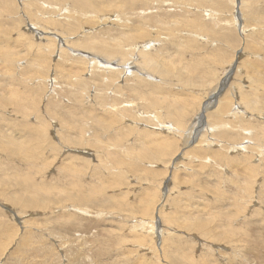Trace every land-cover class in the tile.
Returning a JSON list of instances; mask_svg holds the SVG:
<instances>
[{"label": "rangeland", "instance_id": "374dc122", "mask_svg": "<svg viewBox=\"0 0 264 264\" xmlns=\"http://www.w3.org/2000/svg\"><path fill=\"white\" fill-rule=\"evenodd\" d=\"M236 263L264 264V0H0V264Z\"/></svg>", "mask_w": 264, "mask_h": 264}, {"label": "bare ground", "instance_id": "6f19581e", "mask_svg": "<svg viewBox=\"0 0 264 264\" xmlns=\"http://www.w3.org/2000/svg\"><path fill=\"white\" fill-rule=\"evenodd\" d=\"M99 10H100V9H99ZM95 12H96V11H95ZM96 13H99V12H96ZM145 22H146V21H145ZM142 23H143V22H142ZM92 24H93V23H92ZM142 36H143V34H142ZM28 40H29V39H28ZM91 41H92V40H91ZM89 43H90V41H89ZM89 43H88V44H89ZM91 45H92V44H91ZM86 47H87V46H86ZM100 50H101V51H100ZM100 50H98V51L102 52V49H100ZM103 51H104V49H103ZM106 52H108V51H106ZM106 52L103 53L105 56H107V53H106ZM124 54H125V53H124ZM121 55H122V54H121ZM108 56L111 57L110 54H108ZM126 57H129V56H125V57H124V56H123V57L120 56L121 63H124V62L126 61V59H125ZM130 57H131V55H130ZM138 57H139V56H138ZM140 58H141V57H140ZM107 59H108V58H107ZM124 59H125V60H124ZM120 60H119V61H120ZM128 61H129V60H128ZM131 65H132V64H131ZM139 65H140V64H139ZM127 67H128V66H127ZM150 67H151V66H150ZM249 67H250V66H249ZM129 68H130V67H129ZM151 69H153V68L151 67ZM36 75H37V74H36ZM58 75H59V74H58ZM12 82H13V81H12ZM23 92H24V91H23ZM260 98H261V97H260ZM15 106H16V105H15ZM223 107H225V106H223ZM223 107H221V110L224 109ZM206 109H209V108L207 107V108H205V110H206ZM87 113H88V112H87ZM92 113H93V112H92ZM221 113H222L221 115L223 116V112H221ZM13 121H14V120H13ZM116 122H117V121H116ZM219 122H221V121H219ZM168 127H169V126H168ZM24 128H25V127H24ZM46 137H47V136H46ZM131 137H132V136H131ZM72 138H73V137H72ZM30 139H32V138H30ZM32 140H33V139H32ZM43 141H44V140H43ZM61 141H62V140H61ZM28 142H29V141H28ZM45 142H46V141H45ZM65 144H66V143H65ZM74 144H75V143H74ZM111 148H112V147H111ZM159 151H160V150H158V152H159ZM28 152H29V151H28ZM160 152H161V151H160ZM161 153H162V152H161ZM144 158H145V157H144ZM32 159H33V158H32ZM104 161H105V160H104ZM106 162H107V161H106ZM142 162H143V161H142ZM30 171H31V170H30ZM10 185H11V184H10ZM3 187H4V186H3ZM159 189H160V188H159ZM34 191H35V190H34ZM34 191H33V192H34ZM74 191H75V190H74ZM36 192H37V191H36ZM74 193H75V192H74ZM17 194H18V193H17ZM151 198H152V197H151ZM34 201H35V200H34ZM91 203H92V202H91ZM26 205H27V203H26ZM34 205H35V204H34ZM56 205H57V204H56ZM32 206H33V205H32ZM153 206H154V205H153ZM26 207H27V206H26ZM35 207H37V206L35 205ZM80 209H81V208H80ZM159 226H160V225H159ZM6 227H7V226H6ZM160 229H161V228H160ZM142 230H143V229H142ZM28 241H29V240H28ZM8 242H9V241H8ZM236 264H237V263H236Z\"/></svg>", "mask_w": 264, "mask_h": 264}]
</instances>
